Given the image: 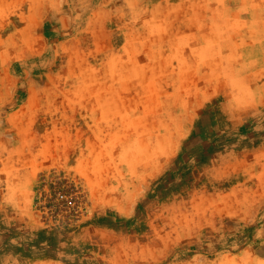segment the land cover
<instances>
[{
    "label": "rangeland",
    "instance_id": "obj_1",
    "mask_svg": "<svg viewBox=\"0 0 264 264\" xmlns=\"http://www.w3.org/2000/svg\"><path fill=\"white\" fill-rule=\"evenodd\" d=\"M0 264H264V0H0Z\"/></svg>",
    "mask_w": 264,
    "mask_h": 264
},
{
    "label": "built area",
    "instance_id": "obj_2",
    "mask_svg": "<svg viewBox=\"0 0 264 264\" xmlns=\"http://www.w3.org/2000/svg\"><path fill=\"white\" fill-rule=\"evenodd\" d=\"M60 197H61V198H65V194H63V193L60 194Z\"/></svg>",
    "mask_w": 264,
    "mask_h": 264
}]
</instances>
